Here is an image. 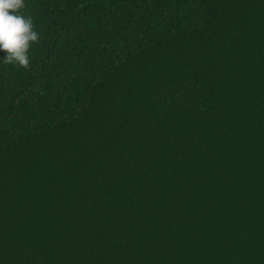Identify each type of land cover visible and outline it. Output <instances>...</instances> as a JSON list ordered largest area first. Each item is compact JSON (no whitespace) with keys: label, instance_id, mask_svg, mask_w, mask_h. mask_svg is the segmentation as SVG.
Returning a JSON list of instances; mask_svg holds the SVG:
<instances>
[{"label":"trees","instance_id":"16d2710c","mask_svg":"<svg viewBox=\"0 0 264 264\" xmlns=\"http://www.w3.org/2000/svg\"><path fill=\"white\" fill-rule=\"evenodd\" d=\"M23 11L39 40L0 63V264H264V0Z\"/></svg>","mask_w":264,"mask_h":264},{"label":"clouds","instance_id":"9594fccd","mask_svg":"<svg viewBox=\"0 0 264 264\" xmlns=\"http://www.w3.org/2000/svg\"><path fill=\"white\" fill-rule=\"evenodd\" d=\"M24 8L25 0H0V63L27 68L31 46L38 42L39 33Z\"/></svg>","mask_w":264,"mask_h":264}]
</instances>
